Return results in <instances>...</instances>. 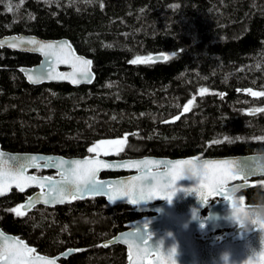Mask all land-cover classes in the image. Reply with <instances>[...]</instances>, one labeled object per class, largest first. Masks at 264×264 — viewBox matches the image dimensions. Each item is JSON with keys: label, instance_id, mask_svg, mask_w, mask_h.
Here are the masks:
<instances>
[{"label": "trees", "instance_id": "1", "mask_svg": "<svg viewBox=\"0 0 264 264\" xmlns=\"http://www.w3.org/2000/svg\"><path fill=\"white\" fill-rule=\"evenodd\" d=\"M11 34L67 39L91 59L95 78L88 86H33L20 67L39 57L0 49L5 150L83 157L107 145L98 142L123 140L108 147L122 149L111 158L264 151V95H252L264 93V0H0V36ZM157 54L168 58L129 63ZM28 195L13 190L0 198V229L40 253L79 250L62 264H126L122 246L100 244L146 215L103 197L20 216L9 211ZM243 197L264 202V187Z\"/></svg>", "mask_w": 264, "mask_h": 264}, {"label": "water", "instance_id": "2", "mask_svg": "<svg viewBox=\"0 0 264 264\" xmlns=\"http://www.w3.org/2000/svg\"><path fill=\"white\" fill-rule=\"evenodd\" d=\"M13 37L34 38L38 43L53 44L54 47L44 50H39L38 46L33 45L8 47L7 41ZM0 41L5 42L0 49L39 57L37 64L20 67L21 74L30 85L65 83L72 87H79L88 86L94 81L95 74L92 64L87 69L91 82L72 83L71 79L56 78L44 79L40 83H30L26 72L21 71V69H25L26 71L47 73L51 70L54 76L65 74L69 77L75 71L78 76L83 66L76 58L91 59L78 54L65 38L49 40L34 35L11 34L0 36ZM164 57V55L157 54L151 56L150 60L163 61ZM109 146L112 144H107L99 154L95 155L63 157L57 154L10 152L0 145V152L5 154V169L14 164L10 160V157L13 156H43L51 157L53 161L63 159L68 162L88 157L112 165L100 167L93 178L94 182L104 185L103 191L99 193H84L82 198L70 202L45 204L40 194L42 191L45 194L48 193L47 182H44L43 190L33 183L26 187L22 193L31 191L28 197L39 199L40 202L19 210L25 215L39 206L54 208L71 204L75 200L103 197L111 206L127 205L132 207L137 214H151L148 220L129 222L124 231L100 244L104 248L113 245L122 246L126 252V264H224L221 260L224 253L229 254L228 264H264V221L258 220L253 215L254 206L257 204H248L241 196L244 190L256 186L258 179L264 178V173L258 172L255 167L257 153L226 157L110 158L107 154ZM177 161H191V164H181L174 169L172 165ZM204 161L214 164L224 163H220L219 167L205 169ZM242 161L249 167L247 173L237 171ZM39 163L43 165L45 162L39 161ZM48 163H52V161H48ZM67 167L65 165V168ZM189 168L198 171L199 178L192 175L191 179H188V173L185 170ZM36 170L35 167H29L23 175L46 177L45 175H36L34 173ZM39 170L53 172L51 177L56 181L62 179L60 173L63 172V169L41 166ZM174 172L185 178L173 180ZM67 174L71 175L70 172ZM104 174L120 175L102 177ZM133 177L138 179L133 180ZM210 184L216 187L215 191L208 186ZM180 189L190 191H181ZM13 190L19 191L15 183L6 188L5 194L0 198L8 196ZM109 194L119 198L109 201ZM169 195H171V201L168 200ZM204 197H207V203H203ZM225 197L227 198L225 199ZM27 198L20 205H24ZM212 199L217 201L210 204ZM204 212L206 213L204 214ZM138 228L139 231H137ZM220 231H224L222 236H219ZM0 233H3V236H0V247H4L8 253H11L10 258L6 257V264H48V261L62 264L63 260L79 251L78 249H66L54 256L41 254L17 235L7 233L2 229H0ZM210 233L211 235H209ZM140 235L143 236L142 240L136 238ZM109 241L112 243L108 244ZM105 244L108 246H103ZM26 249H34V251L29 252ZM69 250L73 251L69 253ZM0 264H5V261H0Z\"/></svg>", "mask_w": 264, "mask_h": 264}, {"label": "snow or ice", "instance_id": "3", "mask_svg": "<svg viewBox=\"0 0 264 264\" xmlns=\"http://www.w3.org/2000/svg\"><path fill=\"white\" fill-rule=\"evenodd\" d=\"M45 2H51V0H45ZM20 5L24 3V0H19ZM101 7L103 8V4H101ZM8 11H12V8L9 6ZM33 18V17H30ZM5 44L4 41H0V47H3ZM24 45H33L38 46L39 50L44 49H51L54 47L53 44H45L43 42H37L34 38L31 39H25V38H10L9 41H7V46L16 48L21 47ZM110 47V45H109ZM172 55H175V53H172ZM168 57L165 56L164 59H167ZM80 64L83 66V68L79 71V75L77 76L75 71L71 75V77L65 75V74H57L53 75L52 71H48L47 73L43 72H35L32 70H25L21 69V71L26 72L27 79L30 83H40L44 79H56V78H66L71 79L72 83H80L81 81L91 82L89 79L88 74V67L92 64L91 60H86L82 57L76 58ZM151 59V57H136L134 60L129 61L131 64L136 63H142L146 62L147 60ZM112 85L109 84L108 87H111ZM206 91V89L202 90ZM248 91V90H246ZM252 95H264V93H256L253 92ZM193 103L192 100L188 101V104L185 105L184 110H189V105ZM179 117H176L178 119ZM225 140H228L229 137L225 136ZM98 143L102 144H112V145H119L124 143L123 140H115V141H101ZM96 146H92L88 148V152H94L96 151ZM122 150V149H121ZM5 154L0 152V196H3L5 194L6 188L11 187L12 183H15L16 188L23 192L26 187L31 186V184L35 183L41 189L43 190L45 183L47 182V187L49 189L48 193L40 194L43 203L49 204V203H64V202H70L71 200L82 198L84 193L89 194H96L104 189V185L99 184L97 182H94L93 178L95 177L96 173L99 171L100 167H110L112 165H109L103 161L95 160V159H89L88 157H85L83 160H73V161H64L63 159L55 160L53 161V158L51 157H37V156H31V157H20V156H13L10 157V160L14 162V164L10 165L7 169H5L4 164L6 161L4 160ZM39 161H44L45 163L41 165ZM48 161H52V163H48ZM220 163H213L209 161H204L203 167L205 169L212 168V167H219ZM181 164H191V161H177L175 162L172 167L175 169L177 166ZM65 165L68 167L65 168ZM43 166L45 168L52 167V168H58L63 169V172L60 174L62 175V179L60 181H56L51 176L46 177H37L35 175L32 176H24L23 173L27 170L29 167H35L37 170ZM135 166V165H133ZM167 167V166H166ZM249 170V167L247 163L240 162V166L237 169V171L241 173H247ZM255 170V169H253ZM186 173H188L187 178L191 179L192 175H196L199 178L198 171H194L193 169H186ZM71 173V175H68L67 173ZM185 177H180L175 172L173 173L172 179H184ZM138 179L137 177H133V180ZM210 188L213 189V191L216 190V187L213 185H208ZM149 187H151V184H149ZM181 191H190L188 189H180ZM127 194V193H125ZM143 195V193H141ZM109 201H114V199H118L119 197H114L113 194L108 195ZM227 197H225L226 199ZM168 200L171 201V195H169ZM40 202L39 199H34L33 197H28L27 202L24 205H17L14 208L9 209L10 212L15 213L16 215H24L23 212H21L19 209L31 207L35 203ZM130 202H140V201H130ZM208 199L207 197L203 198V203H207ZM139 231V228L137 229ZM0 236H3V233H0ZM137 239H143V236H137ZM112 241H109L108 244H111ZM108 244H105L103 246L107 247ZM27 251L31 252L34 251V249H26ZM73 250H69V253ZM78 251V250H77ZM11 253H8L4 247H0V261H5L6 264V257L10 258ZM48 264H54L53 261H48Z\"/></svg>", "mask_w": 264, "mask_h": 264}, {"label": "clouds", "instance_id": "4", "mask_svg": "<svg viewBox=\"0 0 264 264\" xmlns=\"http://www.w3.org/2000/svg\"><path fill=\"white\" fill-rule=\"evenodd\" d=\"M255 167L258 172L264 173V151L257 153ZM253 215H255L258 220L264 221V202H261L254 206ZM221 260L224 262V264H228L229 254L228 253L222 254Z\"/></svg>", "mask_w": 264, "mask_h": 264}, {"label": "rangeland", "instance_id": "5", "mask_svg": "<svg viewBox=\"0 0 264 264\" xmlns=\"http://www.w3.org/2000/svg\"><path fill=\"white\" fill-rule=\"evenodd\" d=\"M96 148H97V150L94 152H91L89 155L98 154L100 152L101 147L97 146ZM120 150H121L120 146H114V147H110L107 150V153L110 156H117L119 154ZM256 184H260L261 186L264 187V179L257 180ZM143 219L148 220L149 217H144Z\"/></svg>", "mask_w": 264, "mask_h": 264}, {"label": "flooded vegetation", "instance_id": "6", "mask_svg": "<svg viewBox=\"0 0 264 264\" xmlns=\"http://www.w3.org/2000/svg\"><path fill=\"white\" fill-rule=\"evenodd\" d=\"M102 148H103V147H102ZM102 148L100 149V151L102 150ZM107 150H108V148H107ZM99 153H100V152H99ZM99 153H98V154H99ZM118 175H119V174H118ZM15 191H16V190H15ZM18 192H19V191H18ZM21 193H22V192H21ZM30 193H31V192H29V194H30ZM242 196H243V193H242ZM216 201H217L216 199H212V200L210 201V204H213V203H215ZM39 207H43V206H39ZM37 208H38V207H37ZM37 208H35V209H37ZM35 209H34V210H35ZM32 211H33V210H32ZM32 211H31V212H32ZM29 213H30V212H29ZM205 213H206V212H204V214H205ZM27 214H28V213H27ZM25 215H26V214H25ZM140 215H142V216H143V215H146L145 217H149V218L151 217V214H140ZM142 219H143V218H142ZM137 220H141V219H137ZM144 220H145V219H144ZM134 221H135V220H134ZM223 233H224V231H220V232H219V236H222ZM13 235H14V234H13ZM209 235H211V233H210ZM209 235H208V236H209ZM19 238H20V237H19ZM21 239H22V238H21ZM24 241H25V240H24ZM25 242H26V241H25ZM27 244H28V243H27ZM28 245H29V244H28ZM29 246H30V245H29ZM32 247H33V246H32ZM34 249H35V248H34ZM35 251H36V249H35ZM37 252H38V251H37ZM62 252H63V251H62ZM39 253H40V252H39ZM41 254H44V253H41ZM58 254H59V253H58ZM46 255H48V254H46ZM56 255H57V254H56ZM50 256H54V255H50ZM63 261H64V260H63ZM63 261H62V262H63Z\"/></svg>", "mask_w": 264, "mask_h": 264}]
</instances>
